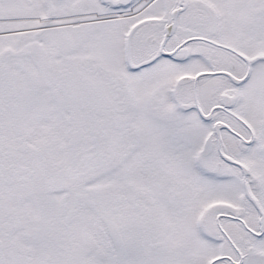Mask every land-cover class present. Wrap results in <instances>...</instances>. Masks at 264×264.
<instances>
[{
  "label": "snow or ice",
  "instance_id": "obj_1",
  "mask_svg": "<svg viewBox=\"0 0 264 264\" xmlns=\"http://www.w3.org/2000/svg\"><path fill=\"white\" fill-rule=\"evenodd\" d=\"M0 264H264V0H0Z\"/></svg>",
  "mask_w": 264,
  "mask_h": 264
}]
</instances>
